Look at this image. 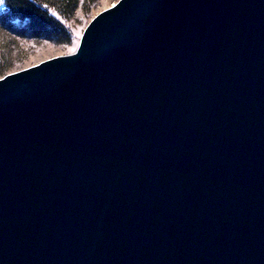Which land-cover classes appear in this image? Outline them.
Masks as SVG:
<instances>
[{
  "label": "water",
  "instance_id": "1",
  "mask_svg": "<svg viewBox=\"0 0 264 264\" xmlns=\"http://www.w3.org/2000/svg\"><path fill=\"white\" fill-rule=\"evenodd\" d=\"M0 264H264V0H117L0 77Z\"/></svg>",
  "mask_w": 264,
  "mask_h": 264
},
{
  "label": "rangeland",
  "instance_id": "2",
  "mask_svg": "<svg viewBox=\"0 0 264 264\" xmlns=\"http://www.w3.org/2000/svg\"><path fill=\"white\" fill-rule=\"evenodd\" d=\"M117 0H79L77 7L69 15H60L52 10L59 21L68 29L71 41L56 38L40 39L19 30L13 32L0 27V77L42 60L71 53L75 50L83 29L99 11ZM3 2L0 3V11ZM20 27V23H16ZM2 28V29H1Z\"/></svg>",
  "mask_w": 264,
  "mask_h": 264
},
{
  "label": "trees",
  "instance_id": "3",
  "mask_svg": "<svg viewBox=\"0 0 264 264\" xmlns=\"http://www.w3.org/2000/svg\"><path fill=\"white\" fill-rule=\"evenodd\" d=\"M78 2L79 0H3L0 27L13 32L21 30L40 39L56 38L71 41L68 29L52 10L66 16L73 12ZM17 22L20 23V27L17 26ZM17 28L19 30H16Z\"/></svg>",
  "mask_w": 264,
  "mask_h": 264
},
{
  "label": "snow or ice",
  "instance_id": "4",
  "mask_svg": "<svg viewBox=\"0 0 264 264\" xmlns=\"http://www.w3.org/2000/svg\"><path fill=\"white\" fill-rule=\"evenodd\" d=\"M3 2V0H0V3H2Z\"/></svg>",
  "mask_w": 264,
  "mask_h": 264
}]
</instances>
